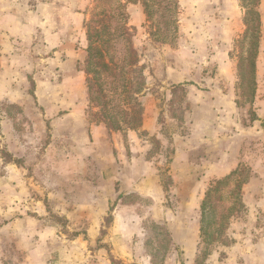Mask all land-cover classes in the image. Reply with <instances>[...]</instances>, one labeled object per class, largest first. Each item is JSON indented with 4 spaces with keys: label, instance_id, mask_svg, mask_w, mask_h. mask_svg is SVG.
I'll return each mask as SVG.
<instances>
[{
    "label": "rangeland",
    "instance_id": "rangeland-1",
    "mask_svg": "<svg viewBox=\"0 0 264 264\" xmlns=\"http://www.w3.org/2000/svg\"><path fill=\"white\" fill-rule=\"evenodd\" d=\"M79 4L84 26L77 47L85 59L97 36L110 40V45L119 44L124 60H136L140 67L146 88L137 97L142 124L131 130L116 116L120 127L111 130L117 134L112 143L124 144V161L136 160L134 149L143 155L139 166L127 170L128 182L150 171L145 168L149 162L155 167L150 173L157 176L160 196L152 201L135 193V183H127L119 201L112 199L109 210L98 214L106 207L104 200L92 202L75 192L85 180L106 186L112 176L106 153L94 151V168H79L73 156L81 138L51 133L77 129V121L56 127L45 120L39 148L30 144L34 148L16 156L0 150L1 159L10 163L0 166V264H264V0H79ZM253 10L260 18L255 30ZM245 25L249 30L243 38ZM255 39L259 41L255 67L251 75L250 66L245 67L240 85L237 66L246 60ZM227 49L237 62L234 88ZM109 52L113 55V47ZM40 59V75L48 80L54 63L51 57ZM85 59L79 64L77 85L72 89L75 77L68 76L65 90L68 97L73 93L80 98L79 110L90 125L105 126L101 120L115 117L109 104L112 93L89 91ZM43 67L49 71L44 73ZM126 69L127 65L123 73ZM57 79L52 75L49 80ZM131 80L134 89L142 81ZM25 81L32 95L30 74H25ZM49 91L43 89L45 95ZM67 106L71 108L70 102ZM23 108L1 103L0 114L25 113L33 118L44 113L32 101ZM24 123L29 129L40 125L34 120ZM230 174L202 210L214 178ZM143 188L148 191L149 184ZM237 194L239 209L231 210ZM117 204L120 211L115 210Z\"/></svg>",
    "mask_w": 264,
    "mask_h": 264
},
{
    "label": "crops",
    "instance_id": "crops-1",
    "mask_svg": "<svg viewBox=\"0 0 264 264\" xmlns=\"http://www.w3.org/2000/svg\"><path fill=\"white\" fill-rule=\"evenodd\" d=\"M79 5V0H34L33 2L31 0H0V104L9 103L10 107L23 110V107L32 101L34 105L36 103L44 109V113L38 112L33 115V118L25 113L16 116L7 113L0 114V150L16 156L22 150L29 151L31 150L29 148H34L29 146L30 144H34L36 149L39 148L40 139L43 136L40 127L45 124V120H48L51 126L56 127H62L64 123L72 120L77 121V127L79 126L77 129L72 128L67 131L59 129L51 133L58 137L81 138V143L77 142L78 151L74 152L76 156H73V161L79 168L84 167L83 165L94 168L92 165L94 151L106 153L105 164H109L108 170L112 174L110 179L106 180V186L104 182L90 184L91 181L85 180L78 184L81 191L75 192L76 196L86 197L92 202L97 203L104 200L106 207H102V210L98 212L103 215L108 209V202L118 199L122 188L127 183L130 185L135 183V193L152 201L158 200L160 194L156 192L158 179L155 177L157 176L155 174L153 177L150 173L155 170L150 162L145 167L150 171H146L144 176L141 175L139 180L133 181L132 178V181L128 182L125 177L128 169L141 164L140 157L143 155L139 153V150L134 149L136 160L124 161L127 154L124 144L117 147L112 143L113 136L117 134L108 129L105 124V126L90 125L83 111L79 110V107L83 105L80 98L72 95L73 93L71 97L67 96L68 91L65 90L66 80L64 79L68 76L75 77L71 85L73 89V85L76 86L79 81V64L85 59V52L77 47L78 41L81 40L80 31L84 26V17L79 11ZM226 56L230 70L234 69L231 76L232 88H234L237 62L233 53H230L228 49ZM45 57L52 58L54 64L49 67L51 71H47L50 72L49 79L52 75L58 77L56 81L44 80V76L40 75L42 66L40 58ZM42 69L44 73L47 72H45L46 68ZM25 74H30L34 81L32 95L26 91ZM182 86L191 87L185 84ZM44 88L50 89L47 95L43 93ZM67 99L71 108L67 106L69 103ZM45 104L49 107L44 106ZM64 112L67 113L63 114ZM29 120L40 122V125L38 124L35 129H29L27 123H24ZM18 121L22 124H17ZM114 148L118 149V154ZM8 162H4L0 157V166L10 164ZM10 162H15V160ZM148 184L150 188L146 191L143 186ZM92 206L93 204L91 208ZM117 209L120 211L122 207L117 204L115 210Z\"/></svg>",
    "mask_w": 264,
    "mask_h": 264
},
{
    "label": "trees",
    "instance_id": "trees-1",
    "mask_svg": "<svg viewBox=\"0 0 264 264\" xmlns=\"http://www.w3.org/2000/svg\"><path fill=\"white\" fill-rule=\"evenodd\" d=\"M253 11L257 16L256 26L252 28V30H255V28L258 29L260 26V18L258 12L256 10ZM250 13H252V11H250ZM99 23L101 24V21H99ZM245 26L246 29L243 38L247 37V31L249 30V27L247 25ZM92 40L94 42L91 43L94 44L88 48V56L84 62L86 66L84 72L87 75V86L89 91H92L93 89L95 92L101 93L103 96H105V91L112 93L109 104H113V109L115 110V117L110 118V120L107 122H105V120H101V122H103L110 130L119 129V121L115 120L117 116L121 118L122 122L127 128L131 130L137 129L142 124V109L137 97L146 89L144 87L143 78L139 74L140 67L136 66L137 61L130 60L126 62L122 56L123 49L119 46V44L110 45V40H98L97 36L96 38L93 37ZM252 44L253 48L250 50L246 60L242 59L237 66L240 85L243 84V81L246 77L245 67L247 65L250 66V75L252 74L255 67L259 41L255 39ZM110 47H113V55L109 52ZM255 48L256 51H254ZM128 49L133 57L134 50L130 46H128ZM126 65L128 67V69H126L127 73H123ZM126 75L128 77H126ZM134 77H139L140 81L142 80L140 84H137L135 89L133 88V82L131 80ZM252 84L255 86L254 82ZM107 105L108 104L104 102V106ZM102 111L105 113V110ZM229 177H231V174L223 179L221 177L214 178L210 188L208 189V199L202 203V210L205 208L206 203L211 202L210 198L212 197V191H219V188L225 185L227 180H229ZM239 189L240 187L236 188V192L239 193ZM238 196L239 194L236 195V205L233 206L231 210L239 209L236 208ZM212 209H216V206L212 205ZM229 215L230 213L228 216ZM228 216H224L223 219L226 220Z\"/></svg>",
    "mask_w": 264,
    "mask_h": 264
}]
</instances>
